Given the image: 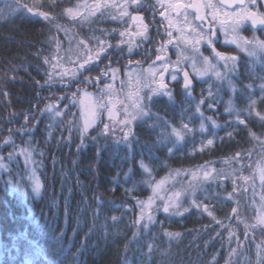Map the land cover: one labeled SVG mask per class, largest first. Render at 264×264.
Segmentation results:
<instances>
[{"label":"trees","instance_id":"1","mask_svg":"<svg viewBox=\"0 0 264 264\" xmlns=\"http://www.w3.org/2000/svg\"><path fill=\"white\" fill-rule=\"evenodd\" d=\"M33 2L0 0V264H264V227L253 221L258 201L264 202V184L252 175L264 158V121L256 115L264 113V56L245 64L235 91L197 87L190 95L176 89L169 91L172 99L153 97L149 115L132 125L128 143L124 131L102 134L103 115L81 138L79 93L75 102L73 93L99 95L112 69L121 78L128 61L141 59L127 56L126 35L120 36L125 26L112 8L88 19L64 14L97 0H55L54 7L40 0L51 21L22 6ZM100 47L105 51L99 58L81 69ZM65 70L75 76L61 77ZM230 100L234 111L225 112ZM252 100L257 103L249 114ZM48 104L62 114L44 110ZM185 123L191 131L177 141L172 127ZM22 149L31 153L41 184L38 196ZM200 166V174L209 171L214 179L198 178L193 191L191 173ZM165 177H173L168 192H183L180 207L168 213L151 209L153 222L145 228L146 221L136 223L137 201L151 194L145 181Z\"/></svg>","mask_w":264,"mask_h":264},{"label":"snow or ice","instance_id":"2","mask_svg":"<svg viewBox=\"0 0 264 264\" xmlns=\"http://www.w3.org/2000/svg\"><path fill=\"white\" fill-rule=\"evenodd\" d=\"M49 3L54 7L55 6V0H49ZM132 4L137 3V0H131ZM157 3L160 5L161 8L164 10L160 12V15L167 20L168 28L169 29H175L176 32L180 33V35L177 37L178 43H183L186 47L190 46L194 53H199L202 55L200 51V45L201 44H207L209 48L212 49V52L216 58L219 60L224 61L225 67L227 68L228 62L232 61L233 63L236 61L235 56L228 55L224 52L217 51L215 47L213 46L214 40L213 37L216 35V27L215 25L219 26L220 31H225L226 26L230 27L231 30L234 33H237L238 30L247 22H250L252 25V28L255 30L257 25H264V12H261L259 8L255 7L258 4V0H219V4L213 3V0H192L190 3H185L183 0H175V2H172V0H157ZM17 4L19 5V0H17ZM23 7L27 8L28 12L33 13L35 15H39L46 21H51L52 17L49 12L40 10V0H34L33 4L29 6L28 4L22 5ZM224 6H227V9L224 10ZM235 6V8H234ZM85 8H90V11L87 15L83 16L82 19H88V16L94 15L96 12H99L101 9L105 8H116L119 9V16L121 18L129 16L130 13L127 11L128 9V0H125L122 4H117L115 0H103V2H100V0H97L96 3L92 5H84ZM191 9L194 12V20L197 22H200L199 25L194 26L193 20L189 19L190 13L188 10ZM205 9L209 10L205 12ZM169 11L175 12L177 15V18L181 15L184 17V24L183 26H178L176 22L170 17ZM64 14L67 15L71 19H75L78 16H81V12L79 10V6L76 10L72 8L64 9ZM210 17V19H208ZM112 19L115 20L117 17L115 15L112 16ZM131 20L134 23H137L138 31L134 33L136 36H144L146 37V32L148 26L143 23V18L138 15L131 16ZM207 24V29L204 28V25ZM55 27L57 29L65 30L62 25L56 24ZM131 27V25L129 26ZM115 31V29L113 30ZM187 32H190L189 34H185ZM125 35H130V33L125 30L120 32V36L124 37ZM167 35L169 37H173L172 31H167ZM240 40H243L245 44H252L253 48L252 51H249V55H255L256 50L264 51V40H259L257 38H254L253 41H248L247 39L243 37H239ZM124 41L122 40L121 43ZM173 41L169 39L165 42V45L161 48L157 49L158 52L163 51V48L171 44ZM80 43H84L81 41ZM230 43H233L236 45L237 48H240L242 51H248L247 48H242L241 44L238 42L236 38H233ZM101 44H103V41H101ZM57 46L59 47V41H57ZM134 46V42L130 39L128 41V52L131 54L132 49ZM105 49L103 47H100L98 52L95 56H89L87 60H85L82 64H80V68L83 69L84 66L88 63H90L94 59L99 58V54L104 52ZM188 59V57L183 56V53L181 52L180 55H178L176 64L179 65L181 62V59ZM164 59L163 56L157 55L156 61H162ZM192 64L191 67L193 68L195 74L197 76H204L207 75L209 72H212L213 75L218 80L224 79V76L219 72L215 71L216 65L212 64L210 62V58L208 56H203V67H197V61L195 57H192ZM45 63H49L48 58H44ZM131 63V61H129ZM155 63V62H154ZM55 67V66H53ZM116 71L115 69H112L113 73V79L116 78ZM153 77V79L150 82H141L140 79H137L136 81V87L134 90H129L127 93H121L119 96L116 95V90L111 84H106L104 89H101L102 92H105L106 96L101 97H93L91 93H88L84 91L83 89H77L76 93H73L72 95V101L77 100V94L79 93V99L78 103L80 105V115L82 119V127H80V135L81 138L84 137L85 134L88 133V130L92 128L96 122L99 116L101 115V109L106 110L108 118L110 121H112L114 124L122 125L124 128H128V125L132 123V121L136 120L137 118L147 116L149 115V112L146 111L147 104L145 101L151 103L153 100V97L159 94L167 95L169 96V99H172L171 93L167 91L168 85L164 81V75L165 72L169 71V64L164 63L163 64V71L159 73L160 79L157 81L155 79L156 73L151 69V66L148 70ZM61 77L65 75H72L75 76V72L69 73L67 70L60 73ZM101 76H106V72H101ZM52 79L51 75H49V81ZM99 79V77L97 78ZM172 79L176 80V75H172ZM183 88L188 91L189 95L191 94L190 89L192 85V80L190 79L189 72L185 71L183 73ZM85 80H88L86 77ZM131 80V78H130ZM48 81H46L47 83ZM63 83V80H61ZM229 85L232 87L233 91H235V86L232 85V82H228ZM156 85V86H152ZM247 87H251V85H248ZM143 88H147L148 92L144 95H141V91ZM260 88L262 91H264V83L260 85ZM130 89H131V83H130ZM209 95L211 96V91L209 92ZM262 100H264V95L261 97ZM204 101L201 100L200 104H203ZM257 101L252 100L250 104L248 105L246 111L251 114L252 111H255V105ZM200 104L196 106V111L200 112L201 116L203 117V112H201ZM119 106V107H118ZM67 107V105H65ZM208 107L211 109L212 104H209ZM49 112H54L56 116H60L62 113L60 110L57 109L55 104H48L45 106V109ZM43 111V110H42ZM123 112L124 118L123 119H117L120 112ZM234 111L232 107V101H229V106L225 108V112H232ZM239 115V114H237ZM256 115L261 121H264V113H261L259 111L256 112ZM27 120V116L25 117ZM209 120L212 121L213 125H215V120L212 119V117H208ZM167 123V121H165ZM240 124H246L245 120L240 119ZM201 130H204V124L203 122L200 125ZM110 130V125L105 123L103 128L102 134H107ZM191 131L190 128H188V125L182 124L180 128L172 127L171 134L175 136L177 141H181L184 138V131ZM250 135H252L255 138V133H252L251 130H249ZM129 136H130V129L128 131H124L123 133V140L124 142H129ZM229 136H231V133H229ZM165 139H167V134L165 133ZM7 142V140L5 141ZM213 144V141L209 139L207 141V145L211 146ZM203 150V149H201ZM169 152H172V149H169ZM21 154H26L25 158L26 160L31 156V153L27 149H22ZM12 153L9 154V158H12ZM239 155V154H238ZM3 158L0 157V160ZM4 164L0 163V168H3ZM140 167L143 169L145 173H148L149 176L151 175L150 169L144 164L143 161H140ZM203 166H200L196 171L191 173V181L189 182L188 188L195 191L196 184L195 181L198 180L200 176V169H202ZM214 171V170H213ZM257 171L259 172V177L264 184V165H257ZM173 177H165L162 178L159 181H155L153 183L151 180L145 181L149 185V187L152 190V195L148 197L147 201H137V203L141 206V215L140 218L136 221V223H140L141 220L146 221L144 223V227L147 228L149 223L153 222V215L151 214V209L155 206L157 200H161L163 202V211L165 213H168L172 210H176L180 207L179 201L183 194L182 191H175L170 194L162 195L161 193H165V185L168 183L170 179ZM211 177V174L209 171L203 172V179L208 180ZM242 179H247L246 177H243ZM41 191V184L38 179H33L32 183V192L36 194L37 196L40 194ZM262 200H264V196L261 197ZM195 203V201H193ZM203 210L212 217L213 220H216V217L214 216L213 212L209 210L208 206L205 205L203 207ZM184 211H187V209H184ZM233 213L237 212L236 208L232 209ZM116 217H113V220H115ZM217 223H220V221H217ZM256 223L260 225H264V215H260L256 219ZM254 226V225H253ZM249 225L245 224V228L247 229ZM168 236H178L179 233H166ZM231 235V233H230ZM151 247V246H149ZM259 247V246H258Z\"/></svg>","mask_w":264,"mask_h":264},{"label":"flooded vegetation","instance_id":"3","mask_svg":"<svg viewBox=\"0 0 264 264\" xmlns=\"http://www.w3.org/2000/svg\"><path fill=\"white\" fill-rule=\"evenodd\" d=\"M125 2V0H123ZM172 2H175V0H172ZM185 3H190L192 0H183ZM213 3L219 4V0H213ZM259 8L261 12H264V0H258V4L255 6ZM235 8V6H234ZM113 9V8H112ZM114 14L119 18L121 21L120 23L125 26V30H127L130 35H126V46L128 49V41L131 39L134 42V46L132 49L131 54H129L127 51V56L132 58H140V62H132L129 63L128 61V68H146L152 64L157 63L159 64L160 68L163 69V64L167 63L169 64V71L165 72L164 80L165 83L168 85L167 91H172L176 89H180L181 91L185 92L186 94L188 91H186L183 88V73L185 71L189 72V68L187 66L188 59L198 54L199 56H208L209 58H216L212 52V49L208 47L207 44H201L200 45V51L202 55L199 53H194L192 48L190 46H185L182 42H177V37L180 35V33L176 32V30L169 29L167 20H165L164 17L160 15V12L164 9L160 7V5L157 3V0H137V3L132 4L131 0H128V9L127 11L130 13L129 16L121 18L119 16V11H117L116 8L113 9ZM224 10L227 9V6H224ZM209 10L205 9V12ZM188 12L190 13L189 19L193 20V25L197 26L200 22H197L194 20V12L193 10L189 9ZM138 15L143 18V23L148 26L146 37L142 36L139 40V37L134 35L138 30H135L134 28H137V23H134L131 20V16ZM170 17L174 20V22L177 23L178 26H183L184 24V17L183 15L179 16L177 18V15L175 12L169 11ZM210 19V17H208ZM131 25V27H129ZM208 25L205 24L204 28L207 29ZM216 27V35L213 37L214 44L213 46L217 51L224 52L228 55L235 56L237 59L232 64V67H235L236 76L229 79L234 85L235 80L239 79L236 78L237 76L243 75L245 64H256V59H260L264 56V52L262 53L260 50H256V54L252 56H247L244 51L236 48L235 46H231L229 42L236 38L239 43H244L243 40H240L239 37H243L247 39L248 41H253L254 38H257L259 40H264V25H257L255 30L252 28V25L250 22L245 23L237 33H234L230 27L226 26L225 31H220L219 26L215 25ZM138 29V28H137ZM167 31L173 32V37H169L167 35ZM185 34H189L190 32H187ZM171 39L173 42L171 44L166 45L163 48V51L158 52L157 49L161 48L165 45V42ZM183 53V56L188 57V59H181V62L179 65L176 64L178 55ZM249 53V52H248ZM161 55L164 57L162 61H156V56ZM218 59V58H217ZM247 61V62H246ZM222 67L226 70L225 63L222 64ZM228 67V66H227ZM222 68V69H223ZM129 69V70H130ZM223 69V70H224ZM177 71L178 80L170 82V74ZM190 74V73H189ZM190 79L192 80L191 89L195 88H203V89H218L217 85L222 84V89H231L229 85V81L223 79V82H220L219 84L217 82H207V81H201L195 78L190 74ZM225 83V85H224Z\"/></svg>","mask_w":264,"mask_h":264},{"label":"rangeland","instance_id":"4","mask_svg":"<svg viewBox=\"0 0 264 264\" xmlns=\"http://www.w3.org/2000/svg\"><path fill=\"white\" fill-rule=\"evenodd\" d=\"M100 2H103V0H100ZM115 2L117 3V4H122V3H124V1L123 0H115ZM96 3V2H95ZM92 4H94V3H92ZM92 4H89V5H92ZM87 5V4H86ZM77 9V8H76ZM75 9V10H76ZM114 9V8H113ZM79 10H80V12H81V16L83 15V16H85V15H87L88 14V12L90 11V8H85L84 6H79ZM86 12V13H85ZM96 15V13L94 14V15H91V16H95ZM88 18H91L90 16H88ZM135 30H138L137 28H134ZM137 37H139V40H140V38L142 37V36H137ZM229 44L231 45V46H235L236 47V45L235 44H233V43H230L229 42ZM241 44V47L242 48H247L248 49V51H244V53L247 55V56H252V55H249V51H252V48H253V45L252 44H245V43H240ZM237 48V47H236ZM239 49V48H238ZM240 50V49H239ZM262 53L264 52V51H261ZM193 57H195V59H196V61H197V67L199 68V67H203V63H202V61H203V57H201V56H199L198 54H196L195 56H193ZM192 58V57H191ZM188 59V64H187V66H188V68H189V73L192 75V76H194L195 78H197L198 80H201V81H207V82H217L218 84L220 83V82H223V79L222 80H218L216 77H215V75H213L212 74V72H209L207 75H204V76H197L196 74H195V72H194V70H193V68L191 67V64H192V59ZM210 62L212 63V64H215L216 65V69H215V71H219L223 76H224V79L225 80H228L229 81V79H231V78H233V77H235L236 76V71H235V67H232L231 66V64H232V61H229L228 62V67H227V69L225 70L223 67H222V64L224 63V61H222V60H219V59H217V58H210ZM151 66V69L153 70V71H155V73H156V77H155V79L158 81L159 79H160V76H159V73L161 72V71H163V69H161L160 68V66H159V64H157V63H154V64H152V65H150ZM150 66H148V67H146V68H129L128 70H125V71H123L124 73H123V76L121 77V78H119V75H118V73L116 72V78L115 79H113V73H112V71H111V73H110V75H109V81H108V84H111V85H113V87L115 88V90H116V95L117 96H119L122 92L123 93H127L129 90H134V88L136 87V84H135V86H133L132 87V85H131V89H130V83H136V81H137V79H140L141 80V82L143 83V82H150L152 79H153V77L151 76V74H150V72L148 71L149 70V68H150ZM224 70H223V69ZM172 75H176V77H177V79L176 80H178L179 78H178V75H177V71L176 72H173V73H171L170 74V82H173V81H176V80H173L172 79ZM130 78H131V80H130ZM129 81V82H128ZM165 81V80H164ZM124 82V83H123ZM220 85L221 84H219V85H217V87H219L220 88ZM152 86H156V85H152ZM105 88V86L102 88V89H104ZM218 88V89H219ZM217 88H216V90H218ZM232 89V88H231ZM233 90V89H232ZM148 92V89L147 88H143L142 89V91H141V95H144L145 93H147ZM88 93H90V92H88ZM92 95H93V97H101V96H106L107 94L105 93V92H102L101 91V93L99 94V95H96V94H93V93H91ZM161 94H159V95H156V96H160ZM156 96H154V97H156ZM145 103L147 104V101H145ZM241 103H244V102H241ZM119 107V106H118ZM227 107V106H226ZM78 108H79V113H80V105H79V103H78ZM101 111V115H103L104 116V118L106 119V123L107 124H109L110 125V130L111 131H117V132H119V131H128L129 129H131V127H132V125H134V123L135 122H137V121H140V120H142L143 118H145V116H143V117H140V118H137L136 120H134V121H132V123L130 124V125H128V128H124L122 125H119V124H114L112 121H110L109 120V118H108V115H107V112H106V110H104V109H101L100 110ZM147 111V110H146ZM101 115L99 116V118L97 119V122H96V124L93 126V127H95L98 123H99V121H100V119H101ZM124 118V114H123V112L121 111L120 112V114L118 115V117H117V119H123ZM80 119H81V115H80ZM81 125H82V119H81ZM92 127V128H93ZM92 128H90V129H92ZM89 129V130H90ZM88 130V131H89ZM109 130V131H110ZM28 161H29V165H30V167H31V177H30V179L32 180V182H33V179H38L37 178V175L35 174V171H34V168H33V164H32V160H31V156L28 158ZM259 165H264V158L263 159H261V161L258 163ZM257 164V165H258ZM257 165L255 166V169L253 170V173H252V175L254 176V180H255V182L258 184V183H262L261 182V180H260V177H259V172L257 171ZM199 178L200 179H202V180H204L203 179V172H202V174H200V176H199ZM170 183H171V181L169 180L168 181V183L165 185V193H161L162 195H165L166 193L167 194H170V193H172V192H175V191H181V190H179V189H175L174 191H171V192H168L167 191V189H168V187L170 186ZM152 195V190H151V194H150V196ZM149 197V196H148ZM148 197H147V199H148ZM147 199L145 200V201H147ZM181 199V198H180ZM259 202V204L255 207V209H254V216H253V221H255V223H256V219H257V217L258 216H260V215H264V202H260V201H258ZM179 203H180V201H179ZM156 207H161V209L163 210V202L161 201V200H157L156 201V204H155V206L153 207V208H156ZM152 208V209H153ZM259 226H262V227H264V225H260V224H258Z\"/></svg>","mask_w":264,"mask_h":264}]
</instances>
